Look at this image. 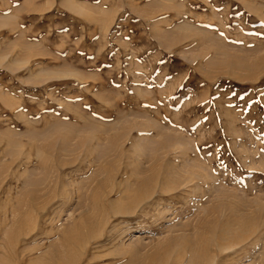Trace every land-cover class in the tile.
Returning a JSON list of instances; mask_svg holds the SVG:
<instances>
[{"label":"rangeland","instance_id":"1","mask_svg":"<svg viewBox=\"0 0 264 264\" xmlns=\"http://www.w3.org/2000/svg\"><path fill=\"white\" fill-rule=\"evenodd\" d=\"M212 225L201 264H264V0H0V264H191Z\"/></svg>","mask_w":264,"mask_h":264},{"label":"bare ground","instance_id":"2","mask_svg":"<svg viewBox=\"0 0 264 264\" xmlns=\"http://www.w3.org/2000/svg\"><path fill=\"white\" fill-rule=\"evenodd\" d=\"M153 176H154V174H153ZM158 176V175H157ZM160 176V175H159ZM158 179H160V178H158ZM157 178H155V177H150V178H144V179H142V180H140L139 181V183H137V187H136V189L134 190V192L132 193V202H130V204H128L127 205V207L126 208H124V207H122V209L123 210H121V212H120V215L121 214H131V211L135 208V206H138L139 204L141 205L142 203H144L146 200H148L150 197H151V195H152V193L153 192H155L154 190L155 189H157L156 187L159 185L158 183V180ZM126 205V204H125ZM118 208L119 207H117V208H115V209H117L116 210V212H114V213H117L119 210H118ZM121 208V207H120ZM117 215H118V213H117ZM215 223V222H214ZM209 226H210V224H209ZM206 227V226H205ZM225 228V227H224ZM227 229H228V227H226ZM252 228V227H251ZM206 229V228H205ZM221 230V229H220ZM230 230H231V228H230ZM245 230H247V231H251L252 229H245ZM209 231V234H210V239H211V241L210 242H207V241H205V243L204 242H202V247L201 248H203V250L201 251V249H200V251H199V253L197 252V255H198V257H196V258H198L199 260H200V264L202 263L201 262V258L202 259H204V256L205 255H203V254H205L204 253V251L206 252V249H207V247L209 246V245H211V243H214L215 242V240H216V237H215V235L217 234L216 232H217V227H214L213 225H212V227L208 230ZM207 231V232H208ZM256 231V230H255ZM218 232H219V229H218ZM245 232V231H244ZM253 232V231H252ZM205 233V232H204ZM229 233V230L228 231H225V229L224 230H222V232H221V234H220V236L222 235H227ZM257 233V232H256ZM254 234V233H253ZM252 234V235H253ZM208 235V234H207ZM241 237H243V236H241ZM209 238H208V240H209ZM202 240H203V237H202ZM207 240V239H206ZM259 240H260V238H258V242H259ZM230 242H231V239L229 240ZM261 241V243H263L264 242V240H263V238H262V240H260ZM207 242V243H206ZM220 242V240L219 241H217V243H219ZM230 242H228V243H230ZM235 242V240H233V243ZM227 243V244H228ZM237 243V242H236ZM264 245V244H263ZM230 246V245H229ZM228 246V247H229ZM237 246H241L240 245V243L239 244H237V245H234V246H231L230 248H228L227 249V247L225 248L224 246H222V244H220L219 243V245H218V249L220 250V249H223V251H229V250H232V249H234L235 247H237ZM211 247V246H210ZM217 247V246H216ZM263 247V246H262ZM205 249V250H204ZM196 250H197V248H196ZM242 250V249H241ZM222 251V250H221ZM200 252H202L203 254L201 255L200 254ZM206 253H208V252H206ZM218 254V253H217ZM207 256V255H206ZM230 256V255H229ZM253 256V255H252ZM215 257V256H214ZM219 257H221V256H219ZM226 257V256H225ZM195 258V259H196ZM223 258V257H222ZM230 258V257H229ZM253 258H254V256H253ZM252 258V259H253ZM193 259V258H192ZM198 259H196V261L198 260ZM220 259V258H219ZM236 259V258H235ZM254 260V259H253ZM192 261H194V262H191V264H198L195 260H192ZM215 261H217V260H215ZM205 263H207V264H209L210 263V261L208 260V259H206L205 260Z\"/></svg>","mask_w":264,"mask_h":264}]
</instances>
